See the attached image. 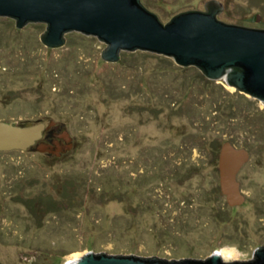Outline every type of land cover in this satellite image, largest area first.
<instances>
[{
	"label": "rangeland",
	"instance_id": "obj_1",
	"mask_svg": "<svg viewBox=\"0 0 264 264\" xmlns=\"http://www.w3.org/2000/svg\"><path fill=\"white\" fill-rule=\"evenodd\" d=\"M210 1L142 3L167 23ZM213 1L220 20L264 29V0ZM45 30L0 17V121H54L45 133L67 129L74 146L58 159L0 152V264H67L89 251L253 259L264 246V102L150 51L107 62L96 36L72 32L49 48ZM215 142L250 154L241 205L221 190ZM47 199L62 201L59 210L28 204Z\"/></svg>",
	"mask_w": 264,
	"mask_h": 264
},
{
	"label": "water",
	"instance_id": "obj_2",
	"mask_svg": "<svg viewBox=\"0 0 264 264\" xmlns=\"http://www.w3.org/2000/svg\"><path fill=\"white\" fill-rule=\"evenodd\" d=\"M218 1L205 10H187L163 23L142 0H0V17L15 20L18 29L32 23L46 24L40 39L49 48L66 45L67 34L96 36L106 43L102 58L118 62L124 51H150L173 58L182 67H198L209 80H226L235 90L264 102V29L230 24L218 18ZM48 126L43 122L0 121V152L35 150L62 157L74 146L69 131L56 136L64 141H44ZM55 131L60 126L54 127ZM250 154L231 142L219 155L221 190L231 206L245 197L238 174ZM73 264H264V246L247 261H224L220 254L204 260H167L157 256L108 254L89 251Z\"/></svg>",
	"mask_w": 264,
	"mask_h": 264
},
{
	"label": "trees",
	"instance_id": "obj_3",
	"mask_svg": "<svg viewBox=\"0 0 264 264\" xmlns=\"http://www.w3.org/2000/svg\"><path fill=\"white\" fill-rule=\"evenodd\" d=\"M223 144H224V142H215L214 145H213L214 161L216 163V166H217L218 170H219V155H220V150H221ZM47 155H49V156H51V157H53L55 159H58L57 156H52L50 154H47ZM68 185L67 186L65 185L66 190H68L69 188L72 189V190L75 189V184H74L73 181L68 183ZM68 194L69 193H66L65 191H64V193H62L63 197H68ZM61 202L62 201H55V200L47 199V200H41L40 202H38L39 203L38 207L36 206L38 203H34V204L33 203H28V204L30 205V208L34 212L39 210V207L43 211H48V210L49 211H52V210H56L57 211V210H59V206H61Z\"/></svg>",
	"mask_w": 264,
	"mask_h": 264
},
{
	"label": "flooded vegetation",
	"instance_id": "obj_4",
	"mask_svg": "<svg viewBox=\"0 0 264 264\" xmlns=\"http://www.w3.org/2000/svg\"><path fill=\"white\" fill-rule=\"evenodd\" d=\"M59 132L58 131H49V132H46L45 133V141H47V142H50V141H52V140H55V136H56V134H58Z\"/></svg>",
	"mask_w": 264,
	"mask_h": 264
},
{
	"label": "bare ground",
	"instance_id": "obj_5",
	"mask_svg": "<svg viewBox=\"0 0 264 264\" xmlns=\"http://www.w3.org/2000/svg\"><path fill=\"white\" fill-rule=\"evenodd\" d=\"M222 249H223V248H222ZM225 253H226V252H218L217 254H220L222 257H224ZM78 258H79V257L72 258V260L69 261L67 264H73L74 261H75L76 259H78Z\"/></svg>",
	"mask_w": 264,
	"mask_h": 264
}]
</instances>
